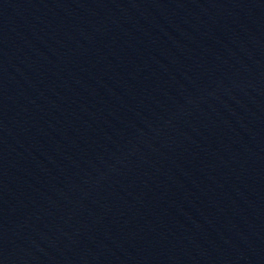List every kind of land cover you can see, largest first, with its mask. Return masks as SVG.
<instances>
[{
	"label": "water",
	"instance_id": "obj_1",
	"mask_svg": "<svg viewBox=\"0 0 264 264\" xmlns=\"http://www.w3.org/2000/svg\"><path fill=\"white\" fill-rule=\"evenodd\" d=\"M0 264H264V0H172L0 89Z\"/></svg>",
	"mask_w": 264,
	"mask_h": 264
}]
</instances>
